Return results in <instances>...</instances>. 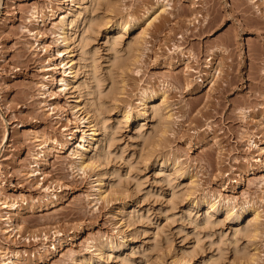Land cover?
Segmentation results:
<instances>
[{
  "label": "rangeland",
  "instance_id": "1",
  "mask_svg": "<svg viewBox=\"0 0 264 264\" xmlns=\"http://www.w3.org/2000/svg\"><path fill=\"white\" fill-rule=\"evenodd\" d=\"M90 1L81 0L88 18L97 20L87 32L89 53L100 49L101 63L113 64L114 51L126 52L135 37L144 46L132 64L113 67L112 80L120 79L117 93L111 96L112 80L99 86L100 95L94 85L95 95L89 97L111 122L92 147L88 128V139L78 146L88 121L77 123L84 108L73 106L78 100L72 83H87L85 74L65 75L72 57H79L80 68L85 64L80 48L74 49L80 17L72 24L61 21L75 3L0 0V260L264 264V20L253 3L119 0L108 8L105 0ZM132 18L137 21L133 29L114 31ZM70 26L74 36L65 42L63 30ZM115 35L118 44L112 42ZM219 44L222 51L216 49ZM66 47L74 51L62 50ZM108 47L115 49L109 53ZM211 65L219 74L198 89ZM61 77L66 80L58 81ZM154 93L156 101L166 102L170 122L150 146L154 156L146 158L145 140L159 122L142 114V101L152 103ZM113 106L118 110L109 112ZM244 109L250 111L244 115ZM101 143L106 166L81 181V159ZM76 148L84 157L74 153ZM162 158L180 176L169 178L172 166L159 165ZM99 169L109 174L106 184L97 180ZM33 170L39 173L31 175ZM205 197L209 204H221L209 228L204 214L212 208L202 203ZM228 204L249 211L242 225L246 216L257 215L253 239L237 234L241 252L232 245L236 228L243 226L225 217L222 206Z\"/></svg>",
  "mask_w": 264,
  "mask_h": 264
},
{
  "label": "bare ground",
  "instance_id": "2",
  "mask_svg": "<svg viewBox=\"0 0 264 264\" xmlns=\"http://www.w3.org/2000/svg\"><path fill=\"white\" fill-rule=\"evenodd\" d=\"M72 3H75V5L76 6H71L70 8H69V12H68V14H67V16L68 17H65L64 19H62L61 21H62V23H65V22H69L70 24H72V21L73 20H75L74 18L75 17H80V22H79V29H80V31H81V35H80V37H79V41H77L78 43H76L75 44V46H74V49H79L80 48V50L83 48L86 52H88V47H87V38H88V30H89V27L90 28H92L93 26H94V23H93V20H96V19H93V18H95V17H92V20H91V18H88V15H87V6L86 5H84V6H82L81 5V0H70ZM106 1V5L108 6V8L109 7H111L112 8V6H114V5H116V3H117V1H119V0H105ZM82 2H84V1H82ZM89 2H91L90 0H89ZM95 1H93V3H94ZM247 2L248 3H253V8H254V12L256 13V15L258 16V17H261L263 20H264V0H247ZM79 5H81L80 7H79ZM195 5V4H194ZM196 6V5H195ZM197 7V6H196ZM195 7V8H196ZM62 10V9H61ZM196 10V9H195ZM94 11V10H93ZM199 13V12H198ZM95 15V14H94ZM93 15V16H94ZM92 16V15H91ZM153 16H154V18H156L157 17V13L154 15L153 14ZM89 17H90V15H89ZM153 18V19H154ZM99 19V18H98ZM101 20V19H100ZM97 21V20H96ZM74 22V21H73ZM95 22V21H94ZM263 22V21H262ZM150 23V22H149ZM264 23V22H263ZM67 24V23H66ZM97 24H98V22H97ZM136 24H137V21L134 19V18H132V19H129L128 21H125L124 23H120L116 28H114V31H115V29H120V30H124L125 32L126 31H128L129 29H133L135 26H136ZM67 25H69V24H67ZM74 26V25H73ZM95 28H97V27H95ZM72 27L70 26V28H68V29H65V30H63V36H62V40L63 41H70V40H72V38H73V36L74 35H72L71 33H73L72 32ZM93 30V29H92ZM91 31V30H90ZM119 31V30H118ZM88 34V35H87ZM119 39H120V37L119 36H117V35H115V36H113V43H117L118 41H119ZM61 40V42L63 43V41ZM141 40V39H140ZM75 41V40H74ZM120 42V41H119ZM112 43V44H113ZM71 44V43H70ZM118 44V43H117ZM65 46V45H64ZM114 46V45H113ZM116 46V45H115ZM144 46H143V42L141 41H139V39H138V37H135V39L134 40H132L131 42H129L128 44H127V48H126V52H124V53H120V51H114L115 52V54H114V60H113V65L119 70L120 68H123L124 66H127V65H129V64H132L133 63V61H134V59L136 58V56L138 55V53H139V51L143 48ZM64 48V47H63ZM117 48V47H116ZM222 48H223V46H221L220 44L218 45V46H216V49H217V51H222ZM69 47H66L65 49H62V50H67V51H69ZM74 49H70V51H69V54H70V52H72V51H74ZM113 49H115V48H113ZM61 50V51H62ZM61 51H60V53H61ZM64 52V51H63ZM80 52V51H79ZM213 52V51H212ZM214 52H215V50H214ZM80 55H83V53L82 52H80L79 53ZM113 57V56H112ZM75 58H77V59H75ZM78 58L79 57H72L69 61H67V64H68V66L66 67L67 69L65 70V72H67L70 76H71V78L73 79V78H77L79 75H75L74 73H76L77 72V70L80 68L79 66H80V63H81V61H80V59L78 60ZM66 58H64V60H65ZM211 59H212V57H209V61H211ZM75 60H76V62H75ZM111 61V60H110ZM62 62V61H61ZM60 62V63H61ZM207 63V62H206ZM205 63V64H206ZM205 67V66H204ZM57 68V67H56ZM55 67H54V69H56ZM114 69V68H113ZM116 69V70H117ZM192 69V71H193V68H191ZM208 69V68H207ZM209 73H207V77H206V79L204 80V82L200 85V87H198V89H202V88H204L205 87V82L206 81H208L207 83L209 84V82H212V80H213V78L216 76V75H218L219 74V69H218V67L217 66H214V67H212V65L211 66H209ZM55 72H57V70L55 71ZM59 72H60V70H59ZM113 72H114V70H113ZM64 73V72H63ZM115 73V72H114ZM118 73V72H117ZM193 73V72H192ZM114 75V74H113ZM117 75H119V74H117ZM116 76V75H115ZM114 77V76H113ZM69 78V77H68ZM67 78V79H68ZM118 78V77H117ZM117 78H113V85H112V87H111V96H112V94H115V93H117V89L119 88V85L120 84H118V80L120 81V79H117ZM54 79H56V78H54ZM57 80V79H56ZM66 79L65 78H62L61 77V79L60 80H58V81H61V82H63V81H65ZM200 80H203V78L202 79H200ZM55 81V80H54ZM71 81V80H70ZM84 82H86V81H84ZM74 83V82H73ZM72 83V85H73V87L72 88H74V91H75V89H76V91H77V94H76V99L78 100V102L76 103L75 101V103L76 104H74L73 106L74 107H79L78 108V111L80 110V109H82V108H84L85 107V105L86 104H88V103H91V104H95L91 99H90V97H89V95H87L86 93L84 94V98H81V92L80 91H78V89H82V86L84 85V83L83 84H80V85H78V84H73ZM110 83H111V81H110ZM64 84H65V82H64ZM69 84V83H68ZM43 86H45L46 87V85L45 84H42ZM54 85V84H53ZM67 85V84H66ZM103 85V84H102ZM101 85V86H102ZM96 86V85H95ZM100 86V87H101ZM104 86V85H103ZM93 87H94V85H93ZM98 87V89L100 88L99 86H97ZM102 88V87H101ZM97 89V88H96ZM103 89V88H102ZM102 89H99V95H100V92L101 91H103ZM110 89V88H109ZM109 89H107V92H108V90ZM101 90V91H100ZM106 91V90H105ZM109 91V92H110ZM71 92V91H70ZM73 92V91H72ZM107 92H105V93H107ZM121 92V91H120ZM97 93V92H96ZM101 94L102 96H106V94ZM52 94H54V93H52ZM110 94V93H109ZM98 95V94H97ZM108 95V94H107ZM109 96V95H108ZM158 96V94H156V93H154L151 97H150V99L152 100V103H150V104H147V99L148 98H143V106H144V111L142 112V114H144V115H153V117L155 118V117H158L157 118V121L159 122L158 123V125H157V129H156V131L154 132V134L153 135H150V137L148 138L147 137V139L145 140V143H146V145H147V147H148V149H147V147H145L146 149H147V151H144V152H146V158H150L151 156H154L153 154H155V152H153L152 150H151V148H150V146L152 145V144H154V143H156L157 141H158V139L160 138V136L162 135V133H163V131L165 130V128L168 126V124H169V122H170V119H169V116L170 115H165V112H164V110H163V107L164 106H166V102L164 101V99H162L160 102H158V101H156L157 100V97ZM101 97V96H100ZM107 97V96H106ZM105 97V98H106ZM113 97H115V96H113ZM97 98H99V97H97ZM96 98V99H97ZM104 98V97H103ZM107 98H110V97H107ZM111 99H112V97H111ZM110 99V100H111ZM101 100H103V99H101ZM101 100H99V101H101ZM105 100H107V99H105ZM109 100V101H110ZM97 101H98V99H97ZM104 101V100H103ZM111 102H112V100H111ZM158 102V103H157ZM101 103V102H100ZM108 103V102H107ZM99 104V103H98ZM97 104V105H98ZM103 104V103H102ZM100 105V108L101 109H103L102 108V106L103 105ZM72 106V107H73ZM104 106H106L107 107V104L105 105L104 104ZM111 106V105H110ZM106 107H104V109L106 108ZM98 109H99V105H98V107L95 105V108H92L91 109V111H93V112H96V113H98ZM109 110H110V108H109ZM250 110L249 109H244L243 111H242V113L244 114V115H246L248 112H249ZM84 112V116L83 117H85L86 116V112L85 111H83ZM74 113V112H73ZM127 115L128 116V114H127V112H125L124 113V115ZM78 115V114H77ZM124 115H123V117H124ZM141 116V115H140ZM122 117V118H123ZM85 121H88V124H86L84 127L85 128H83L82 129V131H83V133H82V136H81V139L79 140V142H78V146H82V145H84L85 144V141L88 139V138H86V133H87V130L89 129V131H91V136H90V139L88 140L89 142H88V146L89 147H92V145H93V141L94 140H96V138H97V136H98V134H100V133H102L103 135H107V133H106V127H105V125L102 123V121L100 122L99 121V119H96L94 116H92V117H88L87 119H85ZM78 125V124H77ZM76 125V127H78L79 128V125L77 126ZM86 128H88V129H86ZM6 137V136H5ZM71 140H70V143H72L73 142V137L71 136V137H69ZM103 138V137H102ZM102 138L101 139H99V140H102ZM38 140H39V138H37ZM252 141V139L250 138L249 139V142H251ZM69 143V144H70ZM68 145V144H67ZM145 146V145H144ZM99 147V146H98ZM54 148V147H53ZM70 148V147H69ZM78 148V147H77ZM76 148V150H74L75 152L74 153H77L78 155H80L81 157H84V153L82 152V151H80V149H77ZM102 148V149H101ZM103 143H101V146H100V148H99V150H94V153H92L88 158H82L81 159V161H80V166H79V168L81 167V166H84V165H87L89 162H95V161H97V160H101V150L103 151ZM73 149H75V147H73ZM101 149V150H100ZM145 149V150H146ZM45 156H48V154L46 155V154H44ZM95 156H97L95 159H94V157ZM144 159V158H143ZM39 164V163H38ZM159 165H161L162 167H166V166H172L171 164H169L168 162H167V159L166 158H162L160 161H159ZM77 168H78V166H76ZM172 170H173V172L172 173H170L169 175H168V177L170 178V175H174V176H180V172H179V170H178V168L175 166V167H173L172 166ZM39 172H35V170H33V172H31V175H35V174H38ZM97 174H98V177H97V180L98 181H102L101 183H102V185H103V182H105V184H106V181H108V179H109V174L108 173H106L105 171H103L102 169H99L98 170V172H97ZM170 180V179H169ZM108 183V182H107ZM112 188V187H111ZM99 189H101V188H99ZM113 190V189H112ZM102 195V194H101ZM209 202H210V200L207 198V197H205L203 200H202V203H204V204H206L207 205V207L208 208H212V210H208L205 214H204V222H205V225H211L210 223H212V221L213 220H211L212 218H214L213 216L215 215L214 213H213V211L214 210H218V209H220L221 208V204L220 203H218V202H214V203H211V204H209ZM16 206V207H15ZM235 207L236 206H234V205H230V204H228V205H224V206H222V210H223V212L225 213V217L226 218H228V217H230V218H232V220L235 222V227L238 225V224H240V225H242L243 223L241 222L242 221V219L245 217V214H247V213H249V211L248 210H246L243 206H241V208H237V209H235ZM10 208H12V209H14V208H17V205H16V203H11L10 204ZM234 209H235V211H234ZM213 213V214H212ZM248 218V219H247ZM242 224H241V223ZM244 222V225H242L243 227H238V228H236L237 230L235 231V233L234 234H236V235H234V238L236 239L237 238V234H239L240 232H241V234L243 233V235L245 236V238L246 237H251L252 238V236H254L255 234H256V231H257V228H256V222H257V215L255 216V215H248V216H246V218H245V220L243 221ZM9 226H10V223L8 224ZM234 226V225H233ZM206 227V226H205ZM210 226H208V228H209ZM212 228V227H211ZM14 228H10V229H7V231H9V230H13ZM242 235V236H243ZM236 236V237H235ZM244 236L242 237V238H244ZM233 238V239H234ZM240 238V237H239ZM244 238V240H246ZM253 239V238H252ZM220 240H223V239H220ZM239 239H236V241H235V244L234 245H232V246H234V248H237L238 247V241ZM241 240V239H240ZM224 241V240H223ZM247 241V240H246ZM220 243H223V242H221L220 241ZM236 246V247H235ZM102 248H103V246L101 245V248H100V250L99 251H102ZM239 248V247H238ZM238 248H237V251L239 252H241V250H238ZM241 248V247H240ZM239 248V249H240ZM246 248V247H245ZM248 249V248H247ZM246 249V250H247ZM242 250H243V248H242ZM235 251V250H234ZM249 252V251H248ZM237 253V252H236ZM239 254V253H238ZM241 255V254H240ZM246 257V256H245ZM19 258H17V260H18ZM156 259V258H155ZM155 261V260H154ZM151 262H153V261H151ZM0 263H2V264H6V260H0ZM156 263V262H155ZM150 264V263H149ZM151 264H153V263H151ZM157 264V263H156Z\"/></svg>",
  "mask_w": 264,
  "mask_h": 264
},
{
  "label": "clouds",
  "instance_id": "3",
  "mask_svg": "<svg viewBox=\"0 0 264 264\" xmlns=\"http://www.w3.org/2000/svg\"><path fill=\"white\" fill-rule=\"evenodd\" d=\"M60 40H57L56 43H60ZM66 42V41H65ZM107 44V41H105ZM83 56L82 60H85V64L77 70L75 75H79L80 73H84L87 83H85L82 86V89H78V91L81 92V98H84V94L86 93L89 96L95 95V88L93 85L100 86L102 84H107L109 81H111L113 76V67L111 61H108L107 63H101V60L104 59V56L102 55V52L100 49H95L92 52H86L83 48L81 49ZM114 49L112 47H108L107 52L111 53ZM65 75H68V73H65ZM92 108H95V104L88 103L85 105L84 109L82 111L86 112L85 117L79 118L76 122L83 124L85 119L88 117L94 116L96 119L102 120L103 124L107 126L111 121L109 118L105 117L101 113H96L91 111ZM118 109L113 106L109 112L117 111ZM124 120H128V116L124 115ZM141 132H143V128L140 129ZM115 138L113 139L112 146L115 147ZM122 159V158H121ZM146 163V162H145ZM106 164L102 162V160H97L95 162H89L87 165L81 166L79 168V179L81 181L91 179V171H94L96 168H103ZM75 175V173H74ZM166 215V213H165Z\"/></svg>",
  "mask_w": 264,
  "mask_h": 264
},
{
  "label": "snow or ice",
  "instance_id": "4",
  "mask_svg": "<svg viewBox=\"0 0 264 264\" xmlns=\"http://www.w3.org/2000/svg\"><path fill=\"white\" fill-rule=\"evenodd\" d=\"M168 203H170V204H171V203H172V201H168Z\"/></svg>",
  "mask_w": 264,
  "mask_h": 264
}]
</instances>
